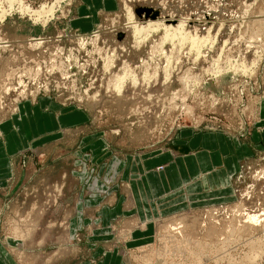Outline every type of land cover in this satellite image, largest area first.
<instances>
[{
	"label": "rangeland",
	"instance_id": "374dc122",
	"mask_svg": "<svg viewBox=\"0 0 264 264\" xmlns=\"http://www.w3.org/2000/svg\"><path fill=\"white\" fill-rule=\"evenodd\" d=\"M21 1L29 11L0 0V139L23 103L84 117L23 121L44 133L16 151L10 186L0 188V255L9 251L15 264L22 248L30 264L63 257L98 264L115 254L123 264H264V0ZM42 5L52 10L37 17ZM85 9L88 30L73 24ZM129 12L145 28L149 19L174 28L183 21L182 28L134 37ZM180 132L224 136L219 180L200 182L202 193L171 195L183 199L166 208H145L137 177L163 170L165 161L149 159ZM88 144L105 147L101 160ZM174 144L178 154L193 146ZM112 155L125 163L124 212L103 226L96 205L70 236L75 203L90 197L86 185ZM93 190L103 205L115 204L116 196Z\"/></svg>",
	"mask_w": 264,
	"mask_h": 264
},
{
	"label": "crops",
	"instance_id": "0c3cea01",
	"mask_svg": "<svg viewBox=\"0 0 264 264\" xmlns=\"http://www.w3.org/2000/svg\"><path fill=\"white\" fill-rule=\"evenodd\" d=\"M104 1L95 0L96 5H103ZM103 7V6H102ZM82 11V10H81ZM85 13V19L79 18L74 20L73 24L84 25L82 30H88L93 25V19L87 15V10H83ZM45 103V102H44ZM81 114L76 112H59L54 114L52 110L48 109L47 104H42L36 102L35 104L23 103L20 104V113L16 117V125L12 131H7L4 134L5 139H0V188L8 189L10 186V178L13 177L14 168V158L17 150L27 149L29 147L30 141L38 137L39 134L44 133V131L39 130V126L34 125L31 129L26 128L22 123L27 119L32 121L42 120V119H59L62 118H73ZM83 115V114H81ZM80 115V116H81ZM84 117V115H83ZM6 128L5 130H7ZM28 130V134L26 133ZM183 134V135H182ZM177 138L180 142H188V145H193L188 151L179 153L175 150L174 139ZM169 148L162 153L161 156L149 159V164L160 165L165 161V167L162 171L150 170L145 174H140L138 178L139 185V197H144L148 200L145 203V208L150 207L151 209L166 208L173 204L182 201L183 197L178 200V196L175 199H171V195H180L183 192H189L191 190L192 194L202 193V189L198 187L200 182L208 181L209 177L213 178L212 181L217 183L219 176H215V170L224 163V155L227 152V142L223 135L218 133H206L200 136L199 134L185 135L183 132L177 133L176 136L170 141ZM101 145V144H100ZM95 147V145H94ZM92 144H88L84 147V150H89L91 152L92 158L102 159V151L105 152L104 146H99L94 148ZM101 157V158H100ZM98 161L97 159H95ZM106 164V163H105ZM124 161L119 159L116 155H112L109 163H107L104 169L98 170L97 174L92 178V186L86 185L89 190L88 198L82 196L80 197V204H76V217H70L68 220L69 235L72 236L73 233L79 228L80 225H86L89 223L88 217H83L82 212H88L93 210L96 205L99 206L96 215L97 221L101 225H106L108 222L114 218L115 215L122 214L124 212L122 208V203L124 201V190L119 192V181H121L120 170L124 166ZM103 166V165H101ZM85 182V180H84ZM93 188L100 189L105 193V195L116 196L115 204L112 206L103 205L101 203L103 197L100 192H95ZM185 189H188L185 190ZM213 191V190H209ZM215 192V191H213ZM134 195V193H133ZM82 198V199H81ZM135 199V195H134ZM12 244V241L5 240L4 244ZM21 244V243H20ZM18 245V243H17ZM23 245V243H22ZM25 246L28 244H24ZM24 247V246H22ZM93 248L92 246H90ZM22 254V264H30L36 262L33 260L29 254V248L24 249ZM3 250L0 247V252ZM92 250V249H91ZM6 252V251H5ZM32 260H31V259ZM66 257L59 258L49 264H91L87 259H75L69 260L68 262L63 261ZM13 255L8 252L4 255H0V264H15L13 263ZM67 259V258H66ZM33 261V262H32ZM41 261V260H40ZM38 264H45L44 261L38 262ZM98 264H123L120 257L115 254L110 257L102 259Z\"/></svg>",
	"mask_w": 264,
	"mask_h": 264
},
{
	"label": "bare ground",
	"instance_id": "6f19581e",
	"mask_svg": "<svg viewBox=\"0 0 264 264\" xmlns=\"http://www.w3.org/2000/svg\"><path fill=\"white\" fill-rule=\"evenodd\" d=\"M9 2H10V5L13 3V2H17L18 3V5L20 6V8L24 11V10H26L27 11V9H28V7L27 6H24V4L22 3V1L21 0H9ZM45 6L44 5H42V7L39 9V10H34V14L36 13L37 15V17H40V15H42L43 16V13H45L44 15H46V13L48 14V12H49V14H50V11L52 10L51 9V7L50 8H47V9H45L44 8ZM28 11H29V9H28ZM32 12V11H31ZM3 13H4V11H3ZM3 13H1L0 15L2 16L3 15ZM27 13V12H26ZM32 14V13H31ZM36 17V18H37ZM133 17V15H132V13L131 12H129V15H128V24H130V26L132 27V29H133V34L135 35L134 37H137L138 35H142L143 33H145L146 31H149V30H157L161 25H163L164 27L163 28H165V34L167 35V34H172V32L170 31V30H172L173 29V31H176V30H178L179 28H182V23H183V21H181L177 26V28H174V27H172L171 25L170 26H165V24H164V22L162 23V21H158L157 19L155 20V21H153V20H148L146 23V28H145V26H140L139 24L137 25V23L135 24V22H133L132 21V18ZM45 21V20H44ZM147 34V33H146ZM148 35V34H147ZM138 40V39H137ZM139 41V40H138ZM59 70V69H58ZM126 75V74H125ZM134 75V74H133ZM117 76V75H116ZM132 76V75H131ZM119 77V76H118ZM117 77V78H118ZM122 77V76H121ZM124 77V76H123ZM127 78V77H126ZM133 78V77H132ZM145 78V77H144ZM115 79V78H114ZM125 79V78H124ZM123 80V79H122ZM126 80V79H125ZM136 80V79H135ZM134 80V81H135ZM117 81V80H116ZM115 81V82H116ZM124 81V80H123ZM142 81V80H141ZM112 82V81H111ZM122 84V81H121V79H119V81L117 82V84L115 83L114 84V86H116V88H117V92L118 91H120V89H121V85ZM140 84V83H139ZM113 88H115V87H113ZM255 217V216H254ZM250 218H253V217H251L250 216ZM256 219V218H255ZM252 220H254V219H252ZM167 235H170V234H167ZM187 236V235H186ZM185 237V236H184ZM169 238H170V236H169ZM182 238V237H181ZM163 239H164V237H163ZM185 239H187L186 237H185ZM162 240V239H161ZM190 241V240H189ZM196 241V240H195ZM24 242V241H23ZM187 242H188V240H187ZM159 243H160V241H159ZM170 243V242H169ZM189 243V242H188ZM187 243V244H188ZM162 244H164V243H162ZM25 246V245H24ZM167 247V246H166ZM165 247V248H166ZM182 247H183V245H182ZM185 247V246H184ZM189 247V246H188ZM158 248H160V247H158ZM161 249V248H160ZM189 253V252H188ZM149 256V255H148Z\"/></svg>",
	"mask_w": 264,
	"mask_h": 264
},
{
	"label": "water",
	"instance_id": "95a60500",
	"mask_svg": "<svg viewBox=\"0 0 264 264\" xmlns=\"http://www.w3.org/2000/svg\"><path fill=\"white\" fill-rule=\"evenodd\" d=\"M138 13L140 12H144L145 15L149 16L150 18H154L158 15V12L156 10H153L151 8H139ZM119 37H121V35H119Z\"/></svg>",
	"mask_w": 264,
	"mask_h": 264
},
{
	"label": "built area",
	"instance_id": "2783aa9c",
	"mask_svg": "<svg viewBox=\"0 0 264 264\" xmlns=\"http://www.w3.org/2000/svg\"><path fill=\"white\" fill-rule=\"evenodd\" d=\"M17 4V3H16ZM19 6V5H18ZM2 13V12H1ZM4 16V15H3Z\"/></svg>",
	"mask_w": 264,
	"mask_h": 264
}]
</instances>
